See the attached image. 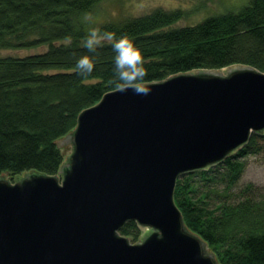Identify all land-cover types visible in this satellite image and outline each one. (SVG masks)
Masks as SVG:
<instances>
[{
  "label": "water",
  "instance_id": "1",
  "mask_svg": "<svg viewBox=\"0 0 264 264\" xmlns=\"http://www.w3.org/2000/svg\"><path fill=\"white\" fill-rule=\"evenodd\" d=\"M223 68L108 91L56 141L71 146L56 174H1L0 264H218L173 190L264 135V71ZM130 220L139 242L119 233Z\"/></svg>",
  "mask_w": 264,
  "mask_h": 264
},
{
  "label": "trees",
  "instance_id": "2",
  "mask_svg": "<svg viewBox=\"0 0 264 264\" xmlns=\"http://www.w3.org/2000/svg\"><path fill=\"white\" fill-rule=\"evenodd\" d=\"M99 1L0 0V48L47 46L24 56H0V175L56 174L64 160L56 141L75 128L83 109L118 88L112 83L111 44L103 42L95 53L83 47L92 27L134 38L145 59V83L232 64L264 71V0H248L237 11L177 27L173 24L186 12L161 7L118 21L91 22ZM83 54L97 60L87 78L74 69ZM263 144L264 135L252 132L221 162L175 181L173 200L185 226L218 264H264V190L247 183L228 199L245 157L262 151ZM221 197L225 200H217ZM119 233L135 242L140 229L130 220Z\"/></svg>",
  "mask_w": 264,
  "mask_h": 264
},
{
  "label": "rangeland",
  "instance_id": "3",
  "mask_svg": "<svg viewBox=\"0 0 264 264\" xmlns=\"http://www.w3.org/2000/svg\"><path fill=\"white\" fill-rule=\"evenodd\" d=\"M248 0H101L99 1L89 20L91 22L102 23L104 21H118L128 16H138L150 12L156 7L163 9H182L186 12L173 26L194 25L209 15L226 11H237ZM46 45L34 48L4 49L0 48V56H24L27 54L46 50ZM226 66L223 68L225 71ZM222 71V70H221ZM264 145V144H263ZM64 157L71 150L68 144L60 145ZM246 166L238 183L229 190V198L235 199L237 192L247 183H252L259 190H264V149L256 154L245 157ZM6 174V173H5ZM7 176L9 174H6ZM14 176L8 177L12 179ZM221 190V188H219ZM217 200H225L224 197ZM143 229H140V234ZM139 234V235H140ZM128 238V237H127ZM129 239V238H128ZM138 239L135 242H139Z\"/></svg>",
  "mask_w": 264,
  "mask_h": 264
},
{
  "label": "clouds",
  "instance_id": "4",
  "mask_svg": "<svg viewBox=\"0 0 264 264\" xmlns=\"http://www.w3.org/2000/svg\"><path fill=\"white\" fill-rule=\"evenodd\" d=\"M103 42H109L114 51L112 58V83L121 90L132 89L137 94H147L145 87L147 71L142 49L127 33L116 35L114 32L92 27L83 39V47L95 53ZM97 63L96 58L83 54L75 59L74 69L82 78H87Z\"/></svg>",
  "mask_w": 264,
  "mask_h": 264
}]
</instances>
